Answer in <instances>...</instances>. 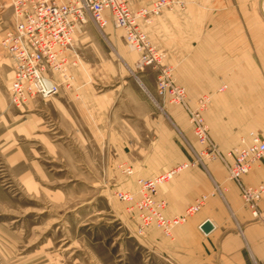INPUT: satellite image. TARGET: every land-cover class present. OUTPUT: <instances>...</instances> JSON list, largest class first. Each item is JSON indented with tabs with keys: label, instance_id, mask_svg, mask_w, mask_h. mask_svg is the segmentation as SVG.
<instances>
[{
	"label": "crops",
	"instance_id": "obj_1",
	"mask_svg": "<svg viewBox=\"0 0 264 264\" xmlns=\"http://www.w3.org/2000/svg\"><path fill=\"white\" fill-rule=\"evenodd\" d=\"M127 2L133 12H143L142 31L161 53L174 82L186 89L190 104L209 97L204 121L225 160L249 132L264 136V0ZM98 30L102 43L88 28L76 40L82 62L70 70L72 88H61L43 100L58 103L55 111L62 115L63 129H69L79 145L86 144V131L94 130L96 138L105 135L112 152L111 176L118 178L120 168H129L131 188L136 178L174 171L155 193V200L164 203L165 218L182 216L197 198L206 197L200 210L175 227L170 237L155 226L144 228L139 237L143 246L172 264H264V226L243 206L224 163L181 168L194 161L197 150L185 111L175 105L154 111L145 93L155 88V81L147 71L136 70L138 56L125 45L123 33L113 26ZM138 73L143 83L129 80ZM90 77L116 85L93 93L85 84ZM33 113L31 120L38 121ZM47 144L49 150L54 148ZM262 182L264 161H259L243 183ZM260 208L264 210V197ZM136 213L131 223L137 225ZM206 221L211 229L203 232Z\"/></svg>",
	"mask_w": 264,
	"mask_h": 264
},
{
	"label": "rangeland",
	"instance_id": "obj_2",
	"mask_svg": "<svg viewBox=\"0 0 264 264\" xmlns=\"http://www.w3.org/2000/svg\"><path fill=\"white\" fill-rule=\"evenodd\" d=\"M12 24L11 0H0V264H172L143 246L137 208L117 198L120 192L135 195L141 178L134 179L135 188H131V178L123 172L126 167L120 168V177L111 176L112 152L105 135L96 138L94 130L86 131V144L79 145L69 129H63L62 115L55 111L57 102L36 98L20 108L9 105L12 65L1 41ZM110 26L108 20L104 28ZM84 28L102 43L99 28L89 18L78 30L75 43ZM144 70L155 81V88L147 91L151 98L145 93L154 111L174 105L157 97L156 71ZM139 76L131 74L129 80L136 83L138 78L143 83ZM85 84L93 93L116 85L94 77L85 79ZM32 112L38 114V121L31 120ZM186 119L191 127L187 114ZM48 142L54 148L49 150ZM196 145L194 153L200 151ZM134 211L137 225L131 223Z\"/></svg>",
	"mask_w": 264,
	"mask_h": 264
},
{
	"label": "built area",
	"instance_id": "obj_3",
	"mask_svg": "<svg viewBox=\"0 0 264 264\" xmlns=\"http://www.w3.org/2000/svg\"><path fill=\"white\" fill-rule=\"evenodd\" d=\"M13 24L5 30L1 45L11 59V79L7 90L8 103L17 108L39 98L56 96L61 88L72 86L71 69L81 66V55L75 44L78 30L86 18L99 29L108 20L121 30L130 51L138 55L136 68L156 71V95L164 102L182 107L187 114L194 138L200 146L195 159L188 166L220 160L227 171V179L233 182L240 194L243 206L249 211L255 223L264 226V210L260 202L264 197V182L256 186L243 183V177L259 161H264V136L250 132L225 160L217 144L209 137L203 114L209 104L208 97L197 99L190 105L186 90L176 84L170 69L162 65V56L151 44L150 39L139 26L143 12H133L127 0H70L56 3L54 0H11ZM127 175L132 171L125 168ZM174 171L149 179L137 180V191L117 193L120 201L134 203L139 212L141 229L157 227L165 236L185 222L186 218L198 212L206 197L197 198L182 216L165 218L162 215L164 203L155 200L156 189L168 181ZM135 196L139 198L135 201Z\"/></svg>",
	"mask_w": 264,
	"mask_h": 264
},
{
	"label": "water",
	"instance_id": "obj_4",
	"mask_svg": "<svg viewBox=\"0 0 264 264\" xmlns=\"http://www.w3.org/2000/svg\"><path fill=\"white\" fill-rule=\"evenodd\" d=\"M201 229L203 232H208L211 229V223L209 221H206Z\"/></svg>",
	"mask_w": 264,
	"mask_h": 264
},
{
	"label": "bare ground",
	"instance_id": "obj_5",
	"mask_svg": "<svg viewBox=\"0 0 264 264\" xmlns=\"http://www.w3.org/2000/svg\"><path fill=\"white\" fill-rule=\"evenodd\" d=\"M113 24V23H112ZM114 26V25H113Z\"/></svg>",
	"mask_w": 264,
	"mask_h": 264
}]
</instances>
